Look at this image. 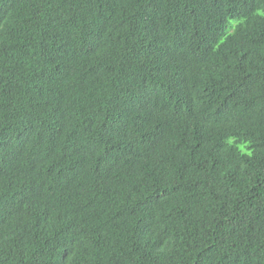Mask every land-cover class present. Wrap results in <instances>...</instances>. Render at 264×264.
I'll use <instances>...</instances> for the list:
<instances>
[{
  "label": "trees",
  "instance_id": "trees-1",
  "mask_svg": "<svg viewBox=\"0 0 264 264\" xmlns=\"http://www.w3.org/2000/svg\"><path fill=\"white\" fill-rule=\"evenodd\" d=\"M0 264H264V0H0Z\"/></svg>",
  "mask_w": 264,
  "mask_h": 264
}]
</instances>
